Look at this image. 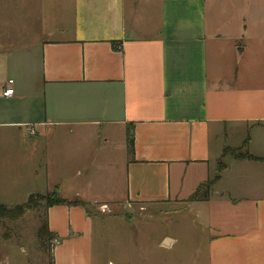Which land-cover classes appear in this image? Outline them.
Returning <instances> with one entry per match:
<instances>
[{
  "label": "crops",
  "instance_id": "crops-1",
  "mask_svg": "<svg viewBox=\"0 0 264 264\" xmlns=\"http://www.w3.org/2000/svg\"><path fill=\"white\" fill-rule=\"evenodd\" d=\"M25 1L34 10L33 0H0V14ZM7 25L4 34L0 21V205L51 189L90 204L47 210L53 264H147L145 246L169 250L178 239L113 243L170 214L203 236L188 245L193 264H264V160L237 155L215 174L228 149L245 145L244 130L249 154L264 158V73L233 77L231 65L253 49L208 35L205 0H49L37 36L32 28L20 40ZM206 183L209 198L191 201ZM121 207L129 212L116 215ZM119 246L129 252L108 259Z\"/></svg>",
  "mask_w": 264,
  "mask_h": 264
},
{
  "label": "rangeland",
  "instance_id": "rangeland-1",
  "mask_svg": "<svg viewBox=\"0 0 264 264\" xmlns=\"http://www.w3.org/2000/svg\"><path fill=\"white\" fill-rule=\"evenodd\" d=\"M206 1V20L208 26V35L214 36H230L236 38L237 50L240 52L243 45H247L253 49L252 53L245 54L242 65H238L235 62L232 68L233 77L242 78L251 77L257 78L259 74L264 73V0H205ZM28 1L18 4V9L13 11L1 12L0 21L4 24V34L8 32V25L11 24L13 33L17 34L20 40L28 38V30L32 28L35 30L34 35L37 36L40 27L42 26V19L44 10L49 8V0H33L31 6H34V10L30 9L27 5ZM58 0H51L52 4H56ZM29 7V9H28ZM28 19H31L29 21ZM13 21V23H12ZM30 23V24H28ZM247 27V32H245ZM1 28V27H0ZM2 30V28H1ZM12 33V34H13ZM0 35L2 33L0 32ZM33 37V35H30ZM29 36V37H30ZM24 43H19L23 45ZM7 47L9 44H3ZM14 45V44H13ZM32 45V43L30 44ZM223 60L226 63L232 61V55H223ZM250 62V63H247ZM253 62V63H252ZM30 71V70H29ZM31 74V73H30ZM29 74V75H30ZM38 75V74H36ZM261 76V75H260ZM36 78V76H34ZM26 78V77H25ZM249 131V130H248ZM247 130L240 132V137L243 140H247L249 132ZM237 136V137H239ZM225 146L230 145V138L224 136ZM237 148V152H229L234 150L228 149V153L224 155V158L220 160V163L225 165L227 161L236 157L237 154L249 153V147L242 142L237 145H241ZM17 165L21 164L19 160ZM220 166V165H219ZM216 164V173L222 171ZM19 176L20 171H15ZM211 182H215V175L209 176ZM208 178V179H209ZM180 182V178L174 175V187ZM57 189H51L46 192L37 193L39 207L29 208L26 212L17 220L9 218L0 220V259L2 256L9 255L10 264H52V242L50 239L41 238L40 229L45 221V199L41 197L48 196L56 192ZM212 191V190H211ZM192 193V192H191ZM190 195V194H188ZM41 198V199H40ZM118 212L128 213L126 208H116ZM148 209L146 212H149ZM152 211V210H151ZM225 212L227 217L233 214V211ZM214 212L215 206H214ZM112 213L109 216H115ZM224 215V214H223ZM221 214V217L223 216ZM131 217L130 219H132ZM157 220L141 222L140 225H136V228H132V232L129 235L124 236V241H116L113 244H131L145 242L146 244H153L155 239L159 236H163L165 232L178 239V243L172 249H161L158 251H151V246H145L146 263L147 264H193L192 255L196 252L194 246H188L192 243H200L202 241V234L194 226H190L186 218H178L174 214L170 215H158ZM173 218V220H171ZM170 221V222H169ZM169 222L167 225L166 223ZM163 224V225H162ZM132 225V220H131ZM127 229V228H126ZM129 230V229H128ZM134 232V233H133ZM117 232H115L116 234ZM134 234V237L132 236ZM213 234V231L211 232ZM109 238V237H108ZM134 240H133V239ZM121 251L113 252L109 255L108 259L117 261L120 258V254L129 252L128 246H119ZM124 247L125 249H122ZM107 254L105 258H107ZM105 260V259H104ZM9 262V261H7Z\"/></svg>",
  "mask_w": 264,
  "mask_h": 264
},
{
  "label": "trees",
  "instance_id": "trees-1",
  "mask_svg": "<svg viewBox=\"0 0 264 264\" xmlns=\"http://www.w3.org/2000/svg\"><path fill=\"white\" fill-rule=\"evenodd\" d=\"M120 47V46H119ZM118 47V48H119ZM127 142H128V153L130 156L134 155V151H135V140H134V126L133 124H130L128 126V130H127ZM248 143V139L245 142V145H247ZM228 151V150H227ZM231 152L236 153L237 149L234 150H229ZM238 156H243L245 158L248 159H252V160H264V158H259L256 157L254 155H251L249 153L246 154H237ZM219 168L223 169L225 165H223L222 163H219ZM211 195V183H206V184H202L195 192L194 194L190 197L191 201H198V200H207L209 198V196ZM38 196H40L39 194H31L27 200V202H25L24 204L21 205H16L14 207H7L5 205H0V220L1 219H5V218H9L12 220H17L19 219L25 212L27 209L29 208H37L39 207V205H41L38 200ZM42 200L45 199L46 204H45V221L42 225V228L40 229V235L41 238H47L50 239L51 241L54 240L55 236L54 234H52L49 231V227H48V221H47V217H46V212L49 209V207L54 206V205H69V206H83L85 207L87 210L90 206V204H87L79 199H73V200H68L66 198H63L58 190H56V192L49 194L48 196H44L41 197ZM40 198V199H41ZM53 264V262H52Z\"/></svg>",
  "mask_w": 264,
  "mask_h": 264
},
{
  "label": "built area",
  "instance_id": "built-area-1",
  "mask_svg": "<svg viewBox=\"0 0 264 264\" xmlns=\"http://www.w3.org/2000/svg\"><path fill=\"white\" fill-rule=\"evenodd\" d=\"M13 83H14L13 80H9V81H8V85H9V86L4 90V92H3V95H4V96H6V97H11V96L14 95L15 90H14V88L11 86ZM55 243H56V242H55Z\"/></svg>",
  "mask_w": 264,
  "mask_h": 264
}]
</instances>
